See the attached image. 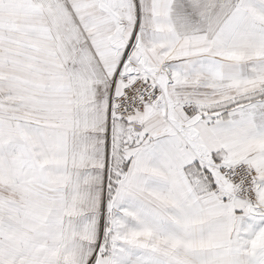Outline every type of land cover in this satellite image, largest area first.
<instances>
[{
	"label": "snow or ice",
	"instance_id": "obj_1",
	"mask_svg": "<svg viewBox=\"0 0 264 264\" xmlns=\"http://www.w3.org/2000/svg\"><path fill=\"white\" fill-rule=\"evenodd\" d=\"M0 264H264V0H0Z\"/></svg>",
	"mask_w": 264,
	"mask_h": 264
}]
</instances>
